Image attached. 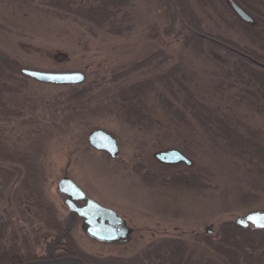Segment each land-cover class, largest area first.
I'll list each match as a JSON object with an SVG mask.
<instances>
[{"label": "rangeland", "instance_id": "374dc122", "mask_svg": "<svg viewBox=\"0 0 264 264\" xmlns=\"http://www.w3.org/2000/svg\"><path fill=\"white\" fill-rule=\"evenodd\" d=\"M55 1L88 8L100 0H0V65L8 80L0 108L2 145L27 160L43 204L62 228L71 230L88 258L173 264L175 253L181 259L177 264H230L219 251L222 228L236 226L235 220L249 212H264V175L195 121L175 117V108L169 110L171 98L159 105L155 94L143 96L148 111L138 109L148 117L139 122L115 97L178 66L200 102L239 135L264 146V114L241 85H231L229 62L238 56L228 55L217 39L241 48L256 46L214 12L202 13L194 0L207 34L205 44L197 48L180 23L168 28L157 0H126L115 20L102 27L54 9ZM223 1L232 10L229 0ZM257 25L262 27L259 21ZM24 69L78 72L85 81L47 86L22 76ZM99 129L117 142L115 159L89 147V135ZM168 150L179 151L191 166L164 165L155 159ZM27 172L20 162L0 159V225H5L0 244L7 249L18 243L23 249L25 239L35 258H45L48 247L61 237L34 219L35 208L30 210V227L19 214L18 201L27 198ZM63 177L127 223L133 231L127 244L99 245L82 233L56 190ZM173 177L193 182L175 185ZM256 239L264 251V230Z\"/></svg>", "mask_w": 264, "mask_h": 264}, {"label": "trees", "instance_id": "16d2710c", "mask_svg": "<svg viewBox=\"0 0 264 264\" xmlns=\"http://www.w3.org/2000/svg\"><path fill=\"white\" fill-rule=\"evenodd\" d=\"M163 6L168 17V28L172 29L180 23L182 29L189 34L195 46L200 47L205 44L207 34L202 30V22L198 18L195 8L192 6L191 0H157ZM235 3L239 6L250 18L251 23L242 22L237 15L231 10L227 2L223 0H194L198 10L204 13L205 9L214 12L217 17L225 23L229 29L237 30L247 41L256 46V49L241 48L238 45L232 44L225 39H217L226 48V53L234 57L230 58L228 70V78L233 80L232 86L239 84L245 89L247 96L251 99L252 105L257 107L264 114V0H229L228 3ZM126 0H100L97 4L88 8L77 6V8H69L61 2L55 1L52 7L57 10L64 11L67 14L93 24L94 26L102 27L108 23H112L116 16L119 15L122 8L125 6ZM204 10V11H203ZM257 21L262 24V27L257 25ZM221 45V46H223ZM220 46V45H219ZM220 46V47H221ZM219 47V48H220ZM221 49V48H220ZM160 53L155 54L158 56ZM154 56V55H153ZM153 56L150 60H153ZM8 80L5 78L4 70L0 65V108H3L2 96L6 91ZM187 79L183 70L175 66L170 69L165 75L153 79V81L139 82L124 91L118 93L115 101L119 104L122 110L131 118H135L139 122L146 120L148 111L142 102V97L148 94H155L158 98L159 105H165L167 97L173 100V103H168L169 110H173V115L179 117L180 120L190 118L198 123V125L206 132L210 133L216 139L225 142L228 147L235 150L237 156L242 157L253 163L260 175H264V146L254 140L245 139L232 129L227 122L219 118L211 109L200 102L195 94L187 85ZM236 87V86H235ZM175 102V103H174ZM141 107L142 110L138 109ZM0 159L9 163H22L26 169L27 177L24 181V189L26 197L30 200L31 208H35L37 220H40L49 230H52L60 235V239L56 240L48 248L51 249L56 245H62V254H57L56 251L49 250L47 258L55 257H76L81 258L86 264H117L109 261H98L85 256L77 245L74 243L71 235L66 229L60 225L52 217L51 212L43 204L33 183V171L30 164L24 157L18 153L11 152L5 144L0 141ZM32 176V177H31ZM155 179V178H153ZM175 185L187 186L189 182H193L191 178L171 179ZM189 181V182H188ZM22 211L24 204L21 203ZM260 231L254 229L243 230L232 224L224 225L222 228V241L219 251L229 260L230 264H264V251L260 243L257 241V236ZM1 234V231H0ZM18 249L14 246L6 259L13 254H18ZM1 251V249H0ZM3 255V253H1ZM0 255V256H1ZM34 257L26 259L33 261ZM171 262L177 264L175 253L171 256ZM127 264H138L127 263Z\"/></svg>", "mask_w": 264, "mask_h": 264}, {"label": "water", "instance_id": "95a60500", "mask_svg": "<svg viewBox=\"0 0 264 264\" xmlns=\"http://www.w3.org/2000/svg\"><path fill=\"white\" fill-rule=\"evenodd\" d=\"M231 8L238 18L244 23H251V18L235 3L231 2ZM261 68L264 66L259 65ZM21 75L38 84L47 86L69 87L78 86L85 81L82 73H49L32 70H21ZM88 145L96 152L105 153L111 159L118 154V145L115 139L102 130L93 131L88 137ZM155 159L164 165L185 164L191 166V162L179 151L168 150L155 155ZM56 190L65 200L67 210L81 219V231L91 241L101 245H125L129 241L131 229L127 223L113 210L100 205L89 198L75 182L68 177L59 180ZM75 203H83L81 208ZM236 227L247 230H264V212L253 211L235 220ZM206 233L210 234L209 230ZM25 264H84L79 258L64 257L53 260H40Z\"/></svg>", "mask_w": 264, "mask_h": 264}, {"label": "flooded vegetation", "instance_id": "af4514ba", "mask_svg": "<svg viewBox=\"0 0 264 264\" xmlns=\"http://www.w3.org/2000/svg\"><path fill=\"white\" fill-rule=\"evenodd\" d=\"M64 198V197H63ZM66 199H64V201H65ZM30 200L28 199V198H26L25 199V201H22V204H24V211H22V208H21V206H19L20 204H21V202H19L18 201V204H17V207H18V211H19V214L23 217H25L24 219H25V221H24V223H25V225L27 226H31V225H33V218L29 215V214H31V212H30V210H31V206H30V202H29ZM75 205H76V207H78V208H81V207H83L84 206V204L83 203H75ZM78 222H80V226H81V219H79L75 214H72V213H70ZM36 215V214H35ZM35 220H37L36 218H34ZM37 221H40V220H37ZM41 222V221H40ZM2 225V226H1ZM0 225V231H1V234H0V238H1V235H2V233H3V231H4V229H5V225L4 224H1ZM27 226V227H28ZM45 226V225H44ZM2 227V228H1ZM46 227V226H45ZM47 228V227H46ZM132 233H133V231H131V234H130V236L132 235ZM58 234V233H57ZM130 238V237H129ZM130 240V239H129ZM94 243H96V242H94ZM96 244H98V243H96ZM99 245H101V244H99ZM16 247L18 250V254H13L12 256H10V257H8L7 259H6V256L7 255H9L10 254V252L12 251V247ZM105 246H115V245H105ZM120 246H122V245H120ZM47 248V247H46ZM62 245L60 244V245H56V246H54V247H52L51 249H49V250H53V251H56L57 252V254H62L63 252H62ZM0 249H1V251H0V255H1V253H3V255H1L0 256V264H25V263H29V262H34V261H40V260H53V259H59V258H64V257H53V256H51V258L50 259H48L47 258V255H46V257L45 258H35L34 256H33V254H32V250L30 249V246L28 247V245H27V243H26V241H25V239H24V243H23V249H21L20 248V246H19V244L17 243V244H12L10 247H8L7 249L6 248H4L3 246H1V244H0ZM49 250H47V253H48V251ZM34 257V260L33 261H26V259H28V258H31V257ZM81 259V258H80ZM83 262H84V264H86L85 263V261L83 260V259H81Z\"/></svg>", "mask_w": 264, "mask_h": 264}, {"label": "bare ground", "instance_id": "6f19581e", "mask_svg": "<svg viewBox=\"0 0 264 264\" xmlns=\"http://www.w3.org/2000/svg\"><path fill=\"white\" fill-rule=\"evenodd\" d=\"M25 181V180H24ZM64 205H65V203H64ZM46 207V206H45ZM66 207V206H65ZM67 209V208H66ZM68 211V210H67ZM69 212V211H68ZM70 213V212H69ZM52 215V214H51ZM53 217V216H52ZM54 218V217H53ZM55 219V218H54ZM73 219H75V218H73ZM76 220V219H75ZM55 221H56V219H55ZM57 222V221H56ZM58 223V222H57ZM59 224V223H58ZM60 225V224H59ZM61 227V226H60ZM62 228V227H61ZM80 230H81V226H80ZM69 231H71V230H67V232L69 233V234H71ZM74 240V239H73ZM74 243H75V241H74ZM76 244V243H75Z\"/></svg>", "mask_w": 264, "mask_h": 264}]
</instances>
